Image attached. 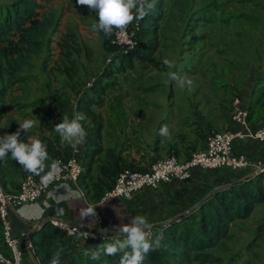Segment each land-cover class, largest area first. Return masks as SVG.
Returning a JSON list of instances; mask_svg holds the SVG:
<instances>
[{
	"label": "rangeland",
	"instance_id": "rangeland-1",
	"mask_svg": "<svg viewBox=\"0 0 264 264\" xmlns=\"http://www.w3.org/2000/svg\"><path fill=\"white\" fill-rule=\"evenodd\" d=\"M7 2L0 0V6ZM42 4L45 7L39 12L53 13L56 30L52 31L51 41L45 38L41 51L30 55L14 74L16 79L5 98L2 119L14 116L21 122L36 121L30 129L33 137L41 133L57 145L61 140L56 137L54 125L65 114L70 118L74 115L75 97L102 80L105 69L113 70L111 64L117 67L118 53L128 54L136 46L125 51L112 42V35L93 31L92 25L98 22V17L76 0H50ZM164 4L157 19L143 23L156 31L155 54L146 60L136 56L127 59L132 67L125 66L114 76L115 86L104 93L102 106L95 108L103 120L105 138L113 137L119 151L135 150V155L149 163L176 155L172 142L181 139L191 144L186 135L195 130L200 137L202 126L196 121L204 122L201 114L205 116L221 100H229L233 96L232 85L241 86H236V96L249 102L254 86L251 78L261 65L264 69V0H164ZM65 42L73 50L70 60L65 59L58 47V43ZM165 58L172 62V68L163 64ZM66 69L72 77L66 74ZM166 72H175L192 83L180 87L176 81L168 80ZM257 83L258 94H264V81ZM184 121L190 130L186 133ZM164 125L170 132L167 138L158 134ZM260 174L239 181L237 187L258 177L261 186L256 190L264 193V171ZM229 187H222L221 191L238 200ZM206 197L201 201L208 202ZM193 209L186 213L189 218L177 221L196 234L198 243L199 236L207 238V234L202 233L197 219L191 217ZM176 239L175 233L164 236L162 246L155 250L162 260L160 264H264V200L255 205L249 217L234 220L227 235L216 245L197 244L190 261L177 255ZM152 255L150 251L145 256L153 260ZM113 259L101 255L96 262L106 264Z\"/></svg>",
	"mask_w": 264,
	"mask_h": 264
},
{
	"label": "trees",
	"instance_id": "trees-1",
	"mask_svg": "<svg viewBox=\"0 0 264 264\" xmlns=\"http://www.w3.org/2000/svg\"><path fill=\"white\" fill-rule=\"evenodd\" d=\"M49 1L50 0H9V2L0 6V120L3 121L0 125V129L3 135L5 133L15 132L19 128V123L21 122L20 119L14 116H5L4 120L2 119L5 98L8 94L10 85L16 79L14 78V74L22 69L27 63V58L30 55L41 51L45 43V38L47 41H51V35H53L52 31L56 30V28H54L55 19L53 13L44 12L41 14L39 12V9L45 7L42 2L47 4ZM164 5V0H157L155 7L143 18V20L138 22L139 28L135 37L136 49L129 51V55L118 53L120 62H118L117 67H113V64H111L110 66L113 70L105 69L102 74V80L95 82L90 88H84L75 97L74 114L76 112L85 114L86 119L81 121V123L87 132L86 139L88 141L86 154L82 159L83 170L78 177L77 184L85 189L91 187L94 190L93 197L96 201L101 198L106 190H104L101 184L95 181L93 182L90 179L93 157L102 149L100 140L102 139V130L104 129L103 120L100 114L96 112L95 108L102 106V97L104 93L115 86L116 80L114 76L123 71L125 66L132 67V63L127 59L131 56H136L138 59L146 60L155 54L158 46L156 31L154 28L143 25V23L157 19L163 13ZM66 37H68V39H73L72 36L67 35ZM13 38H16L15 43H13ZM58 47L61 49L65 59L70 60L69 55L72 54L73 50L69 47L68 43H58ZM72 67H74V65H72ZM263 71L264 69L261 65L256 75L251 78L254 80V86L249 94L248 99L250 100L249 102L247 101L248 107H246V109L248 111V121L250 120L252 107L256 106L264 99V94H258L257 92L259 88L257 81L259 80L260 83L264 81V78L262 79L264 76ZM66 74L72 77L71 71L68 69H66ZM236 86L232 85L233 97H237L238 86ZM58 105L63 108L62 104ZM210 132L201 133L200 137L204 142H206V137ZM33 134L34 132L32 130L26 133L21 130L19 139L26 142L28 137L33 136ZM35 137L40 139L47 146L49 159L55 161L57 157L67 158L70 156L68 155L70 146L62 145L61 143L54 145L51 139L41 133L36 134ZM8 158H10V153L6 159ZM123 167L136 169L126 164ZM121 168H111V170L105 172L106 179L108 180L107 190L113 186L115 177ZM144 169L145 168L137 170ZM258 175L261 174L259 173ZM258 177L253 178L251 182L240 183V187L233 184L227 188L233 191V194L237 196L238 200L228 197L226 193H224L225 190L221 191L223 188H218L213 194L206 197V199H209L208 202L200 201L196 205L193 212H191V217L193 220L197 219L202 227V233L207 234V238H201L199 236L198 243L196 234L192 232L190 228L180 226L177 220H181L182 217L172 220L167 225L168 227L165 226L157 231H163L164 236L167 237L169 234L175 233L177 235L175 241V246L178 251L177 255L182 259L190 261L191 254L197 248V244L201 245V247H203L204 244L216 245L227 235L230 225L234 220L249 217L255 205L264 200V193L256 190L257 187L261 186V178ZM0 181L3 188L8 190L6 189L5 183H3V176L1 174ZM186 217H188V215ZM181 227L183 228L181 229ZM179 228L181 230H178ZM32 232L33 237L30 238L33 239V248L41 264H49L51 254L59 247L64 249L61 256V264H81L80 259H85L86 264H97V262L91 260L90 257L83 255V252L85 248L97 246L103 241L85 240L78 247L76 245V240L65 235L59 227L54 226L49 221L38 228H34ZM116 236L112 238H116ZM0 250H6V246L2 240L1 224ZM113 257L114 259L108 260L106 264H119L120 255L118 254L117 258L116 256ZM152 258L153 260H151L149 256H145L143 264H160L162 262L157 251H153ZM164 264H169V262H165Z\"/></svg>",
	"mask_w": 264,
	"mask_h": 264
},
{
	"label": "crops",
	"instance_id": "crops-1",
	"mask_svg": "<svg viewBox=\"0 0 264 264\" xmlns=\"http://www.w3.org/2000/svg\"><path fill=\"white\" fill-rule=\"evenodd\" d=\"M233 96L229 100H221L222 103L214 106L207 115L201 114L204 122L201 119L196 121L202 126L200 134L222 130L233 132L240 129L239 125L230 120V107L232 106ZM247 101L246 99L245 101L240 100V108L246 109L248 107ZM200 109L197 108L202 113L203 109ZM250 113L248 124L251 129H255L264 121V99L256 106H253ZM183 124L184 133H186L188 128L185 125L187 123L184 121ZM191 129L193 131V128ZM105 133L106 131L102 130V139L100 140L102 149L93 157L90 179L101 184L104 190H107L106 171L111 170V168H121L125 164L136 169H143L149 165V162L141 159L139 155H135V150L132 152H125L124 149L119 151V146L115 144L113 137L106 139ZM56 134V137L60 138L58 133ZM2 135L3 133L0 129V136ZM186 136L188 138L187 142L190 141L191 144H186L181 139L172 142L173 152L181 160L186 159L193 152L192 150L203 149L205 146V142L198 137L196 130ZM31 137L33 136L28 137V139ZM87 146L88 141L85 139V143L79 146L78 151H74L70 147L68 155H76L83 159ZM233 151L235 154L245 155L251 163L264 162V141L254 138L235 139ZM52 161L53 159H49L46 161V165H50ZM253 168V166L242 170L228 168L204 170L194 168L190 179L186 181L160 183L157 188H146L134 194L131 199L120 198L111 203H99L100 199L98 201L94 200V190L91 187L85 189L72 182L60 183L50 186L34 203L17 208H9L8 219L12 225L13 235L19 238L22 246H25L27 238L23 234L30 236V232L34 228L39 227L44 220L58 216L67 222L86 226H94L96 220L101 219L103 228L109 229L108 232H112L111 230L114 227H118L121 223H128L132 216L144 215L148 222L153 225V231L155 232L167 226L172 220L186 217L188 215L186 213L190 212L204 197L213 194L216 189L237 184L239 181L249 177L254 172ZM47 169L48 167L46 166L45 170ZM27 173L29 172L13 160L11 156L0 161V174L3 176V183H5L8 190H17L19 181ZM65 185L73 190L82 191L84 193L83 201L64 199L57 203L55 199L49 197V192L63 195ZM87 205H94L95 217H80L79 210ZM25 216L30 217V219L27 221L24 218ZM80 263L86 264V260L80 259ZM24 264H41L34 248L26 251Z\"/></svg>",
	"mask_w": 264,
	"mask_h": 264
},
{
	"label": "built area",
	"instance_id": "built-area-1",
	"mask_svg": "<svg viewBox=\"0 0 264 264\" xmlns=\"http://www.w3.org/2000/svg\"><path fill=\"white\" fill-rule=\"evenodd\" d=\"M138 26L135 21L124 31L114 30L112 42L124 47L125 51L134 49ZM239 104V98L234 97L230 112V120L240 126L239 130L233 132L226 130L210 132L206 137L204 148L193 151L185 160H180L177 156L170 155L153 160L144 170L122 167L115 177L113 186L103 193L99 203H111L120 198H127L124 193L132 197L143 189H155L160 183L186 181L190 179L194 168L204 170L218 168L242 170L253 166V174L262 173L264 171V162L251 163L245 155L235 154L233 151L235 139L254 138L264 141V121L257 128L251 129L248 124V111L245 108H240ZM55 161L60 162L61 171L55 175V178L50 183L42 182L43 173L40 176L31 173L25 174L19 181L18 188L15 191L5 190L0 181V224L2 240L6 246L5 251L0 250V264H24L23 253L27 250H33L30 236L23 234L27 238L25 246H22L19 238L13 235L12 225L8 219V209L36 202L52 185L70 182L77 185L78 177L83 170L82 158L70 155L67 158L58 157ZM47 171L48 169L45 170V172ZM24 218L27 221L30 219L28 216ZM48 221L59 227L65 235L76 240L78 247L85 240L103 241L106 235H112V237L118 235L113 232H102L101 230L104 228L101 219L96 220L94 226L70 223L59 216L50 217ZM69 233L72 234L70 235Z\"/></svg>",
	"mask_w": 264,
	"mask_h": 264
},
{
	"label": "clouds",
	"instance_id": "clouds-1",
	"mask_svg": "<svg viewBox=\"0 0 264 264\" xmlns=\"http://www.w3.org/2000/svg\"><path fill=\"white\" fill-rule=\"evenodd\" d=\"M76 2L79 5L87 6L98 17V22L92 25L93 31H100L105 36H111L114 30L124 31L133 21L138 23L143 20L155 7L157 0H76ZM163 64L168 68L174 66L167 58L163 59ZM164 75L168 80L176 81L180 87H184L186 84L190 86L192 83L190 79L179 77L175 72H166ZM85 119L86 116L82 112H76L71 118L65 114L54 125V131L59 134L62 145L70 146L74 151H78L79 146L85 143L87 136V132L81 123ZM35 124L36 121L25 119L19 123V128L15 132L0 136V161L5 160L10 153L11 158L27 172L37 176L43 173L42 182L50 183L55 175L61 171L60 162L52 161L50 165H46V161L49 160L47 146L40 139L31 137L26 142L19 139L21 130L26 133ZM158 134L162 137H169L168 126H161ZM46 166L48 167L47 172H45ZM124 195L131 199L127 193ZM49 197L55 199L57 203L64 199L83 201L84 193L65 185L63 195L49 192ZM79 215L81 218L95 217L94 205L81 208ZM152 228L153 225L148 222L144 215L132 216L128 223H121L111 230L118 234L116 238H112V235H106L102 243L85 248L83 255L97 261L101 255L116 256L119 254V264H143L145 255L150 251L159 249L164 239L163 231L154 234ZM101 231L106 233L109 229H102ZM63 252L62 247L57 248L51 254L49 264H61Z\"/></svg>",
	"mask_w": 264,
	"mask_h": 264
},
{
	"label": "water",
	"instance_id": "water-1",
	"mask_svg": "<svg viewBox=\"0 0 264 264\" xmlns=\"http://www.w3.org/2000/svg\"><path fill=\"white\" fill-rule=\"evenodd\" d=\"M48 220H44L42 223H41V225H43L45 222H47ZM30 237H33V232H30Z\"/></svg>",
	"mask_w": 264,
	"mask_h": 264
}]
</instances>
